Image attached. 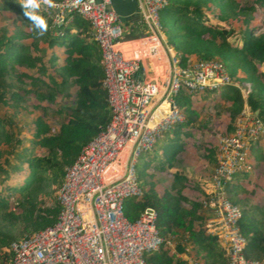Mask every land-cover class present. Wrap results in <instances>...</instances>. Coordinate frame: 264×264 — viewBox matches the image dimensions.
Wrapping results in <instances>:
<instances>
[{
    "label": "trees",
    "instance_id": "trees-1",
    "mask_svg": "<svg viewBox=\"0 0 264 264\" xmlns=\"http://www.w3.org/2000/svg\"><path fill=\"white\" fill-rule=\"evenodd\" d=\"M165 1L166 6L159 11V19L161 25H164V16L172 19L175 39H165L167 45L180 56L181 66L186 67L192 60L191 56H195L201 61H219L231 78L237 75L238 69L244 71L246 77L237 80L251 84L252 91L247 94L246 99L234 85L226 87L229 92L225 93L223 90L220 93L233 102L236 107L234 115L247 106L264 123V73H258L257 69L258 65L264 64L263 29L245 31L234 47L229 42L233 32L219 26L206 11L208 3L219 4L220 0ZM227 8L230 16L236 9H239V14H247L253 10L234 3H229ZM0 11L15 13L14 23L24 24L28 28V31L18 29L14 35L0 37V105L20 100L18 93L8 91L6 80L12 77H17L18 80L28 79L35 85L52 89L49 101L55 100L58 91H63L67 99L74 98L73 106L58 109L64 115L57 132L52 131L44 116H38L34 120L35 129L30 140L32 147H24V140L15 137V133L9 131L12 125L5 117L0 116V183L10 179V171L22 170L20 166L23 163L29 171L22 183L5 186V194L0 192V264H8L12 260L9 251L11 243L56 223L61 212L59 202L44 207L38 197L41 194L51 196L52 186L60 188L65 180V169L71 167L84 147L109 126L112 109L107 90L103 86L105 74L102 52L94 40L92 26L88 21L72 14L62 25H54L51 17L17 0H3ZM33 17L43 19L46 30L41 33ZM216 18L227 19L223 14ZM39 37L46 43L49 52L46 50L42 54ZM22 38H32L34 41L27 44L20 40ZM56 46L63 48L65 55L62 65L58 67H55L58 57L50 53ZM47 64L49 67L54 66L60 73L59 83L54 84L53 77H48L51 83L42 79L47 74ZM20 68L35 70V75L26 72L17 75ZM8 93L11 94L10 98L6 97ZM192 97L193 94L185 90H180L175 96L177 108L182 112L184 120L161 134L152 151L144 155L148 159L144 167H138L137 163V181L142 196L128 199L123 211L130 222H136L145 209L155 210L158 216L156 228L164 241L175 237L177 241L180 240L176 249L183 252L185 247H190L203 264H228L224 248L216 237L207 233L202 225L203 219L197 215L199 205L194 203L191 209H187L183 206L186 199L182 195L175 196L168 191L159 195L155 181L147 174V169L154 161L158 162L156 167L159 170H167L184 150L182 137L191 135L188 130L194 127L198 119L191 108ZM37 148L44 150L45 155H34ZM11 156L16 161L15 164H12ZM211 157L213 158V154ZM227 186L232 203L241 209L238 227L246 240L245 254L249 259L262 260L264 206H250L247 199L238 197L240 192H245L244 186H236L233 182H229ZM15 196L20 198H17L16 205L12 208L10 200ZM196 220H200L199 226H195ZM16 227L21 229L20 239L12 230ZM145 260L148 264H186L185 260L169 254L164 246L157 252L147 254Z\"/></svg>",
    "mask_w": 264,
    "mask_h": 264
},
{
    "label": "built area",
    "instance_id": "built-area-1",
    "mask_svg": "<svg viewBox=\"0 0 264 264\" xmlns=\"http://www.w3.org/2000/svg\"><path fill=\"white\" fill-rule=\"evenodd\" d=\"M17 1L51 17L54 25H62L72 14L90 23L102 52L103 86L112 119L68 168L58 192L61 212L56 223L11 243L8 264H148L145 256L163 246L179 256L176 238L164 241L159 236L155 210L147 208L138 221L130 222L124 203L142 196L138 159L152 151L162 133L184 120L175 102L178 92H220L235 86L232 78L217 60H190L181 66L180 56L163 36L159 11L166 6L164 0H139L150 34L138 39L140 52L133 55L124 47L128 41L119 17L107 10L110 0ZM260 128L257 120L251 135L256 137ZM233 147L241 149L242 144L236 141ZM218 181L215 202L220 205V220L208 233L226 250L228 264H264V259L247 258L246 240L238 227L241 214L225 196L223 181ZM190 251L185 247L181 253ZM192 255L186 264H201Z\"/></svg>",
    "mask_w": 264,
    "mask_h": 264
},
{
    "label": "rangeland",
    "instance_id": "rangeland-1",
    "mask_svg": "<svg viewBox=\"0 0 264 264\" xmlns=\"http://www.w3.org/2000/svg\"><path fill=\"white\" fill-rule=\"evenodd\" d=\"M229 3L253 10L247 14H239V9H236L233 10L234 14L230 16L227 14ZM207 7H209L206 9L207 14L214 22L233 32L229 42L234 47L242 39L245 31L255 28L264 31V1L262 0H220L219 4L218 2L208 3ZM222 14L227 19L219 20L216 18ZM15 20V13L0 11V37L14 35L18 29L28 31L24 24L14 23ZM163 20L164 36L174 40L172 19L164 16ZM20 40L27 44H32L34 41L32 38ZM38 42H40L39 47L43 51L42 54L46 50L49 52L41 37H39ZM50 53L58 57L55 67L62 65L65 57L63 48L56 46ZM191 59L198 61L195 56H191ZM46 68L48 69L47 74L42 76V79L51 83L48 77H53L54 84L59 83L61 76L57 69L54 66L49 67L48 64ZM257 69L258 73H264V64L258 65ZM24 72L35 75V70L21 68L17 71V75ZM245 77V72L238 69L237 75L232 78L235 88L239 90L244 99L252 91V87L251 84L240 82L237 78L244 79ZM6 85L8 91L19 94L20 100L17 102L9 101V105H0V116L5 117L7 122L12 125L9 131L15 133V137L24 140V147H32L30 140L35 129L34 120L38 116H44L52 131L57 132L64 115H61L58 109L68 105L73 106L74 98H65L63 91L56 92L55 100L49 101L48 98L52 89L35 85L28 79L18 80L17 77H12L6 80ZM223 90L225 93L229 92L226 88ZM26 91H31V93ZM10 95V93L6 94V97L10 98ZM191 108L196 112L198 119L194 127L188 130L191 135L182 137L184 150L175 158L172 166L167 170H159L156 167L158 162L154 161L147 169V174L155 181L159 195L165 191L171 192L175 196L180 194L186 199L183 206L187 209H191L194 203L198 204L197 215L203 219L202 225L208 233V229L214 228L220 220L217 214L220 205L215 202V198L219 197L220 193L218 189L219 179L224 183L222 189L225 196L229 198L233 206L238 208L240 214V206L234 205L230 199L227 181L233 182L236 186H244L245 192H240L238 197L247 199L250 206H264V123L247 106H244L240 112L234 115L236 107L228 97L223 96L222 92L193 94ZM180 113L182 114L181 111ZM182 118L184 119V116ZM257 120L260 121L261 128L254 137L251 132ZM236 141L242 144L241 149L233 147ZM212 154L213 158L211 157ZM34 155L42 157L45 155V151L37 148ZM144 155L147 154H143L137 162L140 168L144 167L148 161ZM10 158L12 164H15L16 161L13 156ZM20 167L22 170L19 172L10 171V179L0 183V192L3 191L5 194L7 193L4 191L5 186H14L23 182L29 171L25 163L21 164ZM68 168L65 169V172ZM54 189L55 186H52L51 196L39 195L41 206L48 207L58 203L59 189ZM17 198L20 197L11 198L10 205L12 208L15 207ZM199 225L200 220H196L195 226ZM8 230H10V226ZM12 230L18 239L22 237L20 236V228L16 227ZM217 241L219 243L218 238ZM179 242L180 240L177 241V243ZM176 251L177 253L180 252L179 249ZM191 254H194L196 259L203 264L202 260L198 259L195 252L192 251L189 255L180 252L179 256L176 257L182 260H190L188 257H191ZM194 256L192 255V257Z\"/></svg>",
    "mask_w": 264,
    "mask_h": 264
},
{
    "label": "water",
    "instance_id": "water-1",
    "mask_svg": "<svg viewBox=\"0 0 264 264\" xmlns=\"http://www.w3.org/2000/svg\"><path fill=\"white\" fill-rule=\"evenodd\" d=\"M101 2V0H97V3ZM107 10L113 11L123 24H138L143 19L139 0H110Z\"/></svg>",
    "mask_w": 264,
    "mask_h": 264
},
{
    "label": "crops",
    "instance_id": "crops-1",
    "mask_svg": "<svg viewBox=\"0 0 264 264\" xmlns=\"http://www.w3.org/2000/svg\"><path fill=\"white\" fill-rule=\"evenodd\" d=\"M51 1V0H49ZM51 2H59L58 0H52ZM122 30H123V39L124 41H128L125 43L124 47L129 48L128 54L133 55L137 54L139 51V44L140 42L138 39L142 38L143 36H146L150 34L149 27L143 22V19L141 23H129V24H123L122 23ZM164 36V34H163ZM125 37V38H124ZM165 38V36H164ZM166 41V39H165ZM129 46V47H128ZM125 48V49H127ZM64 51V50H63Z\"/></svg>",
    "mask_w": 264,
    "mask_h": 264
},
{
    "label": "clouds",
    "instance_id": "clouds-1",
    "mask_svg": "<svg viewBox=\"0 0 264 264\" xmlns=\"http://www.w3.org/2000/svg\"><path fill=\"white\" fill-rule=\"evenodd\" d=\"M34 21L36 22V26L40 29L41 33L46 30V23L43 19L33 17Z\"/></svg>",
    "mask_w": 264,
    "mask_h": 264
}]
</instances>
